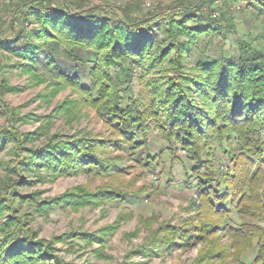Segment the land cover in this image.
<instances>
[{
    "label": "trees",
    "instance_id": "trees-1",
    "mask_svg": "<svg viewBox=\"0 0 264 264\" xmlns=\"http://www.w3.org/2000/svg\"><path fill=\"white\" fill-rule=\"evenodd\" d=\"M86 1L22 0L13 19L21 17L23 23L32 16L37 26L29 33L16 31L9 23V34L0 33V44L23 61V71L38 82L52 80L56 89L69 88L75 94V100L65 102L66 113L90 108L106 118L111 137L64 138L56 133L42 145L26 148L35 138L33 133L1 129L0 150L7 143L15 146L16 164L9 172L20 176L23 170L44 182L48 178L39 169L51 176L119 170L117 162L144 146L148 133L157 131L168 144L187 154L191 164L185 176L194 180L192 200L202 203L199 214L209 211L213 215L194 227L197 238L220 231L237 249L240 245L245 252L255 249L254 262L264 264V230L244 223L235 227L230 220L235 214L264 221V41L256 45L239 39L234 54L199 56L188 67L200 37L218 32V27L200 23L215 22L207 9L205 15L200 13L204 0H195L193 5L177 0L149 17L140 12L137 0L122 7L109 5L101 13L86 9ZM253 1L264 8V0ZM154 20L158 23L152 28ZM155 27L163 39L155 35ZM132 66L140 71L136 99L127 95L131 94ZM120 89L128 91L127 97ZM51 122L49 118L45 124ZM46 130L42 127L36 133L43 135ZM216 143L223 147L230 168L218 160ZM160 156L147 153L142 160L152 170ZM0 188L4 191V195L0 191V218L9 212L0 226V264H64L55 255L54 242L39 239L15 216L8 199L14 187L3 182ZM37 197L35 193L20 199L35 205L40 214L62 204L78 208L119 197L117 201L130 200L110 189L79 195L66 192L40 203ZM163 229L159 236L153 232L150 241L159 252H167L177 239L192 238L184 228ZM81 238L104 242L95 234H81Z\"/></svg>",
    "mask_w": 264,
    "mask_h": 264
},
{
    "label": "rangeland",
    "instance_id": "rangeland-1",
    "mask_svg": "<svg viewBox=\"0 0 264 264\" xmlns=\"http://www.w3.org/2000/svg\"><path fill=\"white\" fill-rule=\"evenodd\" d=\"M135 1L87 0L86 9L92 7L94 11L101 13L110 9L109 5L122 7ZM137 1H140V12L149 17L159 12V8L166 9L175 5L177 0ZM188 1L190 5L195 3V0ZM21 2L22 0H0V29L3 30L0 33L3 35L9 34V23L16 31L25 29L29 33L33 32L32 27L37 26L32 16H29L27 23L25 20L22 23L21 17L13 19V15L19 11L16 7ZM212 2L213 0H204L200 13L204 14L203 10L207 9L206 14L215 20L214 24L207 20L200 23L214 25L218 27V32L200 37L188 59V67L192 66L199 56L234 54L239 39L252 41L256 45L264 41L263 6L253 0ZM30 4L34 5L35 2ZM157 23L154 20L151 27ZM154 32L158 38L163 39L162 33L156 27ZM179 39L183 40L185 37L180 36ZM6 47L0 44V130L11 128L24 134L33 133L35 138L25 144L26 148L40 146L49 136L56 133L64 138L84 135L111 137L106 118L90 108H82L78 114L66 113L65 102L75 100V94L69 88L56 89V85L51 83L52 80L38 82L28 72L23 71V61L10 54ZM139 74L140 71L132 66L129 83L131 94H127L131 99L138 96ZM126 85L123 87L126 88ZM121 93L126 96L128 91L122 89ZM49 118L52 122L46 125ZM42 127L47 129V133H36ZM215 147L218 160L225 168H230V161L222 155L223 147L218 143ZM14 150L12 143H7L0 150V184L8 182L14 187L9 190L11 192L8 199L15 216L23 225H27L26 229L36 233L39 239L54 242L55 255L64 264H241L243 260L246 264H257L254 262L255 249L245 252L242 245L237 249L235 242L220 231H214L204 239L197 238L194 227L198 222L213 215L209 211L199 214L202 203L198 200L194 203L192 200L195 198V189L191 188L194 180H188L185 176L186 169L191 164L187 154L168 144L157 131L148 133L145 145L135 150V153L124 154L126 157L116 164L119 170L112 168L108 172H97L98 174L92 172L51 176L45 170L39 169V173L48 178L44 182L37 181L33 174L23 170L20 171L22 179L9 172V167L16 164L12 154ZM147 153L155 157L161 155L160 159L155 160L152 170L147 168L142 160ZM139 162L144 166H140ZM102 189L127 195L130 200L117 201L121 198L119 197L101 204L83 205L78 208L62 204L40 214L35 211V205L20 199L33 197L38 193L36 202L40 203L66 192L73 195L84 192L92 194ZM1 190L3 189L0 188ZM1 193L4 195V191ZM15 193L18 197L14 196ZM137 196L138 198H135ZM84 197L82 199H85ZM28 198L27 200H30ZM79 199L81 200V197ZM8 215L7 211L3 213L0 226ZM230 220L234 222L235 227L244 223L264 230V221H256L247 215L243 219L234 214ZM166 226L177 231L184 228L190 231L192 238L186 241L177 239L167 252H159L154 245L151 246V236L153 232L163 234L164 231L161 230ZM81 234L102 236L104 242H88L81 238ZM71 235L76 237H70ZM57 238L60 240L55 242L54 239ZM146 250L150 251L145 253Z\"/></svg>",
    "mask_w": 264,
    "mask_h": 264
},
{
    "label": "built area",
    "instance_id": "built-area-1",
    "mask_svg": "<svg viewBox=\"0 0 264 264\" xmlns=\"http://www.w3.org/2000/svg\"><path fill=\"white\" fill-rule=\"evenodd\" d=\"M214 15H215V14H213V17H215Z\"/></svg>",
    "mask_w": 264,
    "mask_h": 264
}]
</instances>
